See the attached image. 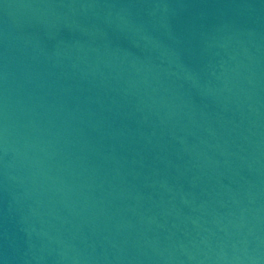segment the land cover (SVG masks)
Segmentation results:
<instances>
[{"label":"water","instance_id":"obj_1","mask_svg":"<svg viewBox=\"0 0 264 264\" xmlns=\"http://www.w3.org/2000/svg\"><path fill=\"white\" fill-rule=\"evenodd\" d=\"M0 264H264V0H0Z\"/></svg>","mask_w":264,"mask_h":264}]
</instances>
